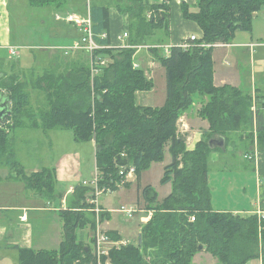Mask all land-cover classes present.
Instances as JSON below:
<instances>
[{"label": "trees", "instance_id": "trees-1", "mask_svg": "<svg viewBox=\"0 0 264 264\" xmlns=\"http://www.w3.org/2000/svg\"><path fill=\"white\" fill-rule=\"evenodd\" d=\"M28 1L33 8H61L66 3ZM179 1L183 17L197 23L203 37L192 42L194 47L188 51L172 47L170 56L162 50H150L166 70L167 97L163 107L137 103L138 93L153 90L154 83L144 69H136L134 64L137 47L164 44L158 39L159 30L170 37L168 3L151 5L148 0H129L126 12L130 16L131 48H111L110 8L92 5L93 32L103 46L93 55L87 51L69 55L62 52L43 73L35 71L28 76L22 72L23 78L6 75L2 70L5 62L0 64V95L11 102L12 110V116L0 126V170L9 169L29 189L55 196L56 171L45 169L27 175L16 156L17 129L70 130L75 141L94 142L97 171L104 180L101 185L118 181L123 165L136 167L139 183L154 162L165 160L167 147L172 156L161 180L162 185H172L170 195L158 202L153 187L143 190L145 209L154 215L142 225L137 245L112 250L99 262L93 248L78 236V231L89 228L95 233L97 228L95 206L89 203L94 188L80 185L67 209L59 213L64 227L60 247L50 251L17 247L19 264H192L203 251L218 264H248L256 259L264 264V219L257 214L214 211L208 180L212 154L227 151L236 133L242 138V146L236 150L239 148L237 151L241 150L245 157L254 156L256 146L264 153V105L260 97L244 88L216 86L215 48L203 47L230 44L238 31L251 32L256 14L264 9V0H198V12H191L190 5ZM104 33L108 37L103 40ZM93 60L110 63L98 66V73L93 74ZM197 99L206 100L198 115L210 127L195 149L189 151L179 136L178 124ZM217 137L225 138V149L210 147V141ZM106 217V213L101 214V221ZM109 235L121 239L115 233Z\"/></svg>", "mask_w": 264, "mask_h": 264}, {"label": "crops", "instance_id": "crops-1", "mask_svg": "<svg viewBox=\"0 0 264 264\" xmlns=\"http://www.w3.org/2000/svg\"><path fill=\"white\" fill-rule=\"evenodd\" d=\"M11 1L12 0H0V53L3 51H7L8 55L12 56L10 52L11 48H14L17 52L20 50L24 51L37 48L42 51H47L49 55L48 65L40 71H33H36L37 73H43L45 69L53 64V61L58 54L61 55L60 53L64 52L63 50L65 48L71 47L75 41L80 39L81 34L74 25L65 22H58L57 24L59 29L55 34V37L49 36L50 43L48 44L33 43V41H35L34 38L33 40L27 39V33L23 29H19V36L17 39L18 43H15L17 41H14L13 39V32L11 29ZM148 1L151 5H155V3H153L151 0ZM162 1V3H168L170 5V12L168 15L169 19L167 21L170 30V37L167 38L164 34L166 37V42L163 45H150L145 46L147 48L143 47L141 49L150 51L151 49H157L156 47L159 46L179 47L184 41L188 40L192 36H195L198 39H201L203 37V31L199 27V25L183 17L181 1ZM183 2L191 6V12H198V9L196 7L198 0H183ZM129 3L130 2L126 0L124 3L126 4L125 7H120V5L117 7L114 5H108L105 2L103 3V5H107L110 8L111 48H123L128 44V41L122 40L121 37L125 32H128L130 24V16L128 12H126V10L131 5ZM92 5L94 4H91L84 13L71 12L70 10H67L64 12V14H56V16L77 14L85 17L91 12ZM262 12L263 10L256 14L254 22L257 21V23L253 25V29L251 32L238 33L240 32L238 31L230 44L216 47L213 51V61L216 86L222 87L225 85H230L238 88H244L245 90L251 91L254 97H260L264 105V15L262 16ZM113 16L116 17L113 18ZM123 17L124 19H122ZM68 27H72L73 30L66 32V28ZM73 32L75 33L73 34ZM35 36L36 35L34 34V37ZM141 49H138V52ZM18 54L20 53L18 52ZM150 55L151 54L149 53L148 57ZM146 61H148V58L144 60L143 64H145ZM3 63L4 62L0 59V64ZM17 63L19 64V62H16V64H12L16 66V70L19 73H27ZM150 64H152V62ZM153 64L157 65L159 63ZM9 65L10 64H6L5 67H9ZM200 102L196 104V113H186L179 121L180 124L182 123V129H180L179 125V136L185 139V141L184 139L182 140L186 143L187 149L189 151L195 149L197 143L202 140L203 132L208 130L210 127L208 121L201 119L198 115V111L203 105V102ZM254 108L255 106L253 107V109ZM31 130L35 129L24 128L14 131L16 142V156L20 163L21 161L19 159L18 149L23 144H27L31 140L34 141V137L30 133L35 132H32ZM55 131L57 130H52L49 132L43 131V134L48 136L47 133H49L50 135V133H54ZM49 137L51 139V136ZM233 137L234 139L231 141L230 147L227 151L223 152L224 156L221 157V153L215 152L211 156V158H213V161L217 162L222 160V158H227V163L232 164L231 159H246L244 153L241 150L237 151L239 148H237L236 150L238 143H240L238 147L242 146V138L240 136V133L234 134ZM94 147H96L95 143ZM255 151L256 160L252 161L254 162V164L252 163L251 166L239 162L235 165L232 164L233 166H235V168L233 166H230L227 169L235 170V172L250 173L253 175L252 185L246 186L242 191L245 194H249L250 192V197L246 199L241 198L239 200L237 198H233V201H236L238 206L236 207V209H232L229 211L228 209L213 208L214 211L231 212L238 215L257 214L258 216H260L261 214H264V153L260 152L257 146L255 147ZM22 166L24 167L28 176L34 173L42 172L45 169H50V167L40 169V167L37 166L26 168L23 164ZM51 166L52 169H55L56 171L57 183L55 196L50 197L47 195H41L38 192L30 189L33 191L32 197L34 198V201L42 200L40 204L29 205L25 201L17 200L11 201L10 203H5L2 207H0V248L3 249V247H5L6 249H16L17 247H19L25 249H34L37 251H50L57 250L60 247L64 239V227L59 213L61 210L67 209L68 202L71 199L76 187L82 185V183L86 182L88 179H85L84 173H81V170L79 168L78 154L68 153L60 155L57 151V155L55 156L54 162ZM9 171L10 170L6 169L3 170V181L11 183L15 181L22 182L19 177H16ZM243 183L244 185H246L244 180ZM26 188L29 189L28 187ZM59 188H64L65 194L60 192ZM210 189L212 194L211 186ZM230 193H233L232 190H230ZM101 205V208L105 211L104 213H106L107 216L110 217V219L106 221V224L104 225L105 230L108 233H115L121 239H125L131 236V231L122 230L113 220V214L119 213V209H113L104 204ZM24 216H26V219L23 218ZM141 217L142 215L140 216L137 226L138 231L136 232L138 240L141 232V227L142 225H144L141 222ZM139 224H141V227ZM89 243L91 248H93L92 237L90 238ZM16 251L18 250L16 249ZM203 259H212V261H214V264H218V261L214 260V258L205 251L196 255L192 264H194L196 260L203 261ZM257 261L258 264H262L261 259H257ZM248 264L252 263L249 262Z\"/></svg>", "mask_w": 264, "mask_h": 264}, {"label": "rangeland", "instance_id": "rangeland-1", "mask_svg": "<svg viewBox=\"0 0 264 264\" xmlns=\"http://www.w3.org/2000/svg\"><path fill=\"white\" fill-rule=\"evenodd\" d=\"M66 3L63 7L59 8L58 6H51L46 8H32L29 6L28 0H12L10 6L11 13V29L13 32L14 41L18 39L19 29H23L27 33V39L34 40L33 43H50L49 36L55 37V34L58 31V22L56 20V14H64L65 11L70 10L71 12L84 13L91 4L103 5L107 3L108 5L114 6H123L125 7L126 0H65ZM129 1V0H128ZM155 4H160L162 0H151ZM130 4V3H129ZM264 15V9L262 16ZM62 17V15H60ZM65 16V15H64ZM116 16H113L115 18ZM124 19V17L122 18ZM257 21L254 22V25ZM69 28V29H68ZM66 28V32L73 30L72 27ZM256 30V29H255ZM160 31V32H159ZM157 33L158 39H161L166 42L165 33L163 30H159ZM75 32H73L74 34ZM238 33H247L245 31H240ZM34 34L36 35L34 37ZM15 43H18L15 42ZM45 45V44H41ZM162 45V44H161ZM150 46V45H147ZM145 47V46H143ZM161 50L162 49H158ZM163 51V50H162ZM19 56H10L7 51L0 53V59L6 64H10L9 67L2 69L8 76H19L23 78L24 75L19 73L15 65L16 62H19L18 65L26 71V75H31L30 72L34 70H42L49 63V55L47 51H42L40 49H30V50H20L18 51ZM138 52V51H137ZM151 54L148 57V54ZM164 54V52H163ZM165 55V54H164ZM148 58L145 64L144 60ZM155 56L151 51L146 49L139 50L138 54L135 57V63H137L140 68L144 69L146 75L154 83L153 90L149 92L138 93L137 103L141 106H151L154 108L163 107L167 97V83H166V70L159 64L154 65L153 63H158ZM152 62V64H150ZM18 74V75H17ZM22 80V79H21ZM201 100L197 99V104ZM203 103L206 102L202 101ZM200 102V103H202ZM35 105V104H34ZM36 106V105H35ZM196 113V104L193 108L187 113ZM180 129H182V123ZM35 133H30L34 137V141L31 140L27 144H23L19 147V159L26 168L37 166L40 169L45 167H50L52 169V164L54 162L57 151L60 155L63 154H78L79 155V168L81 173H84L85 179H88L86 182H93L97 174V165L95 161V150L93 142H77L74 139L73 133L70 130H57L54 133H47L44 135L42 130H31ZM52 134V135H51ZM15 135V133H14ZM51 136V139L50 137ZM234 139V137H233ZM236 139V137H235ZM238 143V142H237ZM240 143L237 144V147ZM168 147L165 152V160L161 163L154 162L149 170L145 171L142 175V179L138 183L137 180L129 183L130 187L125 186L123 189H119L110 194H105L99 198V205H107L113 209H120L122 206L126 207H138L140 209H145L147 203L145 202L143 190L144 188L151 186L158 195V202H162L169 194L172 192V185H162L161 180L164 177L165 167L170 165L172 162V156L168 151ZM256 152V151H255ZM223 157V153L220 155ZM242 158V156H241ZM245 158V157H244ZM213 158L210 160L209 164V182L212 187V207L215 209H236L237 203L233 201V198L238 200L241 198H249V194L243 193V188L246 186H251L253 183V175L245 172H235V170H227L228 167L233 166L239 162L251 166L254 162L247 159H231L232 164L227 163V158H222L220 161H213ZM235 168V166H233ZM9 170L3 168L0 170V207L5 203H10L11 201H25L29 205L40 204L42 201H34L32 197V190L27 189V184L24 181L20 182H7L3 181V170ZM11 173V171H9ZM243 180L246 185H244ZM83 182V181H82ZM81 182V183H82ZM84 183V182H83ZM82 183V185H83ZM232 190V194L230 193ZM27 191V192H26ZM59 191L65 194L64 188H59ZM30 196H29V195ZM29 196V197H28ZM71 197V196H70ZM29 198V199H28ZM68 206V205H67ZM141 214H136L133 218H128L123 213H114L113 220L122 230L131 231V236L125 238L129 240L132 244L137 245L139 240L136 236L138 231L137 226L139 223ZM108 217V216H107ZM102 221L103 229L106 221L110 217ZM141 227V224H139ZM106 231V230H105ZM134 232V233H132ZM78 236L80 239L87 242L90 245V238L94 237V232L89 230V228L78 231ZM214 260H216L214 258ZM212 259H203V261L196 260L194 264H214ZM252 264H258L257 259L251 261ZM0 264H19V253L15 248L6 249L5 247L0 248ZM111 264V263H110Z\"/></svg>", "mask_w": 264, "mask_h": 264}, {"label": "built area", "instance_id": "built-area-1", "mask_svg": "<svg viewBox=\"0 0 264 264\" xmlns=\"http://www.w3.org/2000/svg\"><path fill=\"white\" fill-rule=\"evenodd\" d=\"M167 1V0H166ZM152 14H149V17H151ZM57 21H63L68 24L74 25L78 31L81 34V37L79 40L75 41L74 44L69 47L65 48L63 51L65 55H69L71 52L74 51H87L91 55L94 54L95 51L102 49L103 46H101L96 39V36L94 35L93 32V22L91 18V14L89 13L87 16L83 17L77 14H67L65 16H56ZM107 34L104 33L101 35V39H107ZM129 34L128 32H125L121 39L128 41ZM197 37L192 36L188 40L184 41L179 47L184 50L188 51L192 47H194V43L197 41ZM223 44H216V45H209V44H204L203 47L210 48V47H220ZM195 46H198L197 44ZM132 46L129 45V43L125 46V48H131ZM138 49L143 48V46L137 47ZM147 48V47H144ZM149 48V47H148ZM157 49H162L164 51V54L166 56L171 55L172 47L171 46H159L156 47ZM11 55L16 56L18 55V52L14 49H10ZM110 63L109 60H93L92 63V72L93 74L98 73V66H106ZM134 67L136 69L140 68V66L135 63ZM256 111V109H253ZM256 154V153H255ZM249 160H256L255 155L254 156H248L246 157ZM137 178V172H136V167L133 165H123L120 166L119 168V180H111L104 185H101V183L104 181L101 175L97 172L95 180L93 182H84L83 186L85 187H93L94 192H93V198L89 199V203L95 206L94 212L97 214V228L94 233V241H93V253L95 256H97V259L99 262L102 260L103 257H108L110 255V252L112 250H119L122 247L128 246L132 244L129 240L125 239H120V240H115L113 239L107 231L103 229V224L100 219L101 214H103L105 211L101 208L99 205V198L105 194H110L113 193L116 189H123L127 184L133 182ZM118 212L125 214L128 218H133L136 214H141V222L143 224L148 223L153 215V211H148L146 209H140L137 206L136 207H126L122 206ZM260 219H264V214H261ZM26 219V216L23 217ZM191 221L194 222L195 218H191ZM110 264V263H108Z\"/></svg>", "mask_w": 264, "mask_h": 264}, {"label": "water", "instance_id": "water-1", "mask_svg": "<svg viewBox=\"0 0 264 264\" xmlns=\"http://www.w3.org/2000/svg\"><path fill=\"white\" fill-rule=\"evenodd\" d=\"M12 116L11 102L5 97L0 95V126L3 124L4 120ZM184 139V138H182ZM185 141V139H184ZM210 147L215 148H226V140L223 137H217L212 139L209 143ZM203 249V247H201Z\"/></svg>", "mask_w": 264, "mask_h": 264}]
</instances>
